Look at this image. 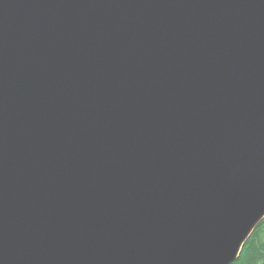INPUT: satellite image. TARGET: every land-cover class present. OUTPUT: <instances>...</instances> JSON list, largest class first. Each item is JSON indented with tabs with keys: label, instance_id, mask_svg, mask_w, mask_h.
<instances>
[{
	"label": "water",
	"instance_id": "water-1",
	"mask_svg": "<svg viewBox=\"0 0 264 264\" xmlns=\"http://www.w3.org/2000/svg\"><path fill=\"white\" fill-rule=\"evenodd\" d=\"M264 221V0H0V264H233Z\"/></svg>",
	"mask_w": 264,
	"mask_h": 264
},
{
	"label": "trees",
	"instance_id": "trees-1",
	"mask_svg": "<svg viewBox=\"0 0 264 264\" xmlns=\"http://www.w3.org/2000/svg\"><path fill=\"white\" fill-rule=\"evenodd\" d=\"M233 264H264V222L253 233Z\"/></svg>",
	"mask_w": 264,
	"mask_h": 264
},
{
	"label": "rangeland",
	"instance_id": "rangeland-1",
	"mask_svg": "<svg viewBox=\"0 0 264 264\" xmlns=\"http://www.w3.org/2000/svg\"><path fill=\"white\" fill-rule=\"evenodd\" d=\"M263 222H264V221H263ZM263 222H262V223H263Z\"/></svg>",
	"mask_w": 264,
	"mask_h": 264
},
{
	"label": "bare ground",
	"instance_id": "bare-ground-1",
	"mask_svg": "<svg viewBox=\"0 0 264 264\" xmlns=\"http://www.w3.org/2000/svg\"><path fill=\"white\" fill-rule=\"evenodd\" d=\"M260 226V225H259Z\"/></svg>",
	"mask_w": 264,
	"mask_h": 264
}]
</instances>
